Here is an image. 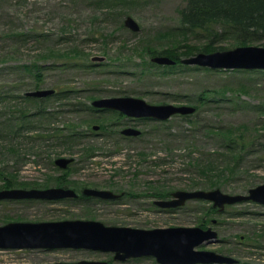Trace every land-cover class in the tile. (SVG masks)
<instances>
[{"label": "rangeland", "instance_id": "obj_1", "mask_svg": "<svg viewBox=\"0 0 264 264\" xmlns=\"http://www.w3.org/2000/svg\"><path fill=\"white\" fill-rule=\"evenodd\" d=\"M186 2L0 0V128L6 129L17 110L36 111L39 104L55 119L43 126L36 124L34 130H26L25 125L17 134L9 128L0 133V190L109 188L126 194L122 200L87 204L0 201V226L96 220L145 230L212 228L217 241L197 250L221 253L236 264H264L263 205L241 202L223 211L204 200H190L176 209L155 205L171 199L176 191L219 189L246 196L264 184V71L212 70L182 63L174 69L153 66L152 58L164 51L181 57L189 47L195 56L201 53L197 48L210 44L180 32V12ZM127 17L138 23L139 31L125 26ZM215 45L222 47L217 51L239 47L230 37ZM48 89L55 90L56 97H44L46 101L23 98L27 92ZM62 91L66 93L59 97ZM218 95L223 99L213 98ZM113 97L140 98L152 105H188L196 111L163 122L88 110L94 100ZM129 127L141 135H122ZM52 129L83 137L70 147L53 138ZM224 129L242 133L245 139L241 159L231 165L233 172L226 170L223 140L210 135ZM58 159L73 163L61 170L54 164ZM206 162L225 171L204 176L200 167ZM112 258L99 252L0 250V264ZM122 264L159 263L155 258H138Z\"/></svg>", "mask_w": 264, "mask_h": 264}, {"label": "water", "instance_id": "obj_2", "mask_svg": "<svg viewBox=\"0 0 264 264\" xmlns=\"http://www.w3.org/2000/svg\"><path fill=\"white\" fill-rule=\"evenodd\" d=\"M125 26L134 32L140 30L138 23L127 17ZM102 61V59L100 60ZM158 65H175L176 60L166 56H156L151 60ZM182 64L200 66L212 70H261L264 71V47L242 46L231 50L211 53H198L184 58ZM55 94V90H36L26 96L44 98ZM96 109L119 111L128 117L167 121L176 115H190L196 108L188 105H152L135 97H113L94 100ZM95 130L98 127H94ZM126 136H139L141 131L127 128ZM69 159H58L56 164L67 168ZM88 196L100 199H115L117 195L109 190L86 189ZM72 189H8L0 190V201L43 199L60 200L75 197ZM190 200L212 202L215 208L223 211L227 205L241 202H254L264 206V184L249 190L248 195H228L219 189L210 191H176L169 200H158L155 204L161 209H176ZM218 234L212 229L200 227H172L152 230L106 225L96 220H63L48 222H12L0 226V250L23 249H88L113 253L114 259L126 262L130 259L155 258L159 264H236L237 261L221 253L197 250L205 243L217 241ZM66 264V263H59ZM82 264H107L85 261Z\"/></svg>", "mask_w": 264, "mask_h": 264}, {"label": "trees", "instance_id": "obj_3", "mask_svg": "<svg viewBox=\"0 0 264 264\" xmlns=\"http://www.w3.org/2000/svg\"><path fill=\"white\" fill-rule=\"evenodd\" d=\"M180 15V32L183 35H196L200 37L202 41L209 40L210 44H207L200 49L197 48V52L210 53L220 50L222 49V47L217 48L215 42H220L228 37L233 38V40L237 42L239 47L252 45H260L264 47V0H187L186 4L180 12ZM164 52L165 53L160 56H166L177 61L175 65L168 66V68L174 69L178 65L182 66L181 60L184 57L194 55L193 52H195V50L193 51L191 48L186 47L185 53L181 57H179L178 55H171L169 53H166L171 52L168 50ZM153 66H156V64L154 63ZM244 72L249 71L245 70ZM65 93L66 91H62L58 96L61 97L65 95ZM23 98L26 101H46L45 98L37 99L28 97L26 96V94ZM48 98L50 97H47L46 99ZM213 98L223 99V95H218ZM199 100L201 99L199 98ZM39 105L40 106L38 107V109L32 112L30 108H22L17 110L16 113L18 114L15 117L11 119L9 118L7 120V122L10 123H6V129L9 128L11 131L13 129H16L14 133H18L21 129L25 128V125L28 126L27 128H25L26 130H34L36 128V124H40L43 126L55 120L51 113H48L46 111V108L43 107L42 104ZM78 109L79 107L78 105H76V110L78 111ZM88 110L99 112L92 106L88 107ZM109 113L114 112L109 111ZM193 114L186 115L184 117H189ZM6 129L0 128V133L7 132ZM242 129L244 128H238L239 131ZM52 130V132L55 131V129ZM210 135H217L216 137H219L221 140H223L224 148L226 149V154L223 155L226 159V170L233 172L234 167H232L231 165L237 164L239 162V160L241 159L240 149H243L245 147V139L241 136L242 133L241 135H235V131L224 129L223 132L218 131L217 133ZM238 135L240 136L238 137ZM54 137L58 140L61 139L63 142H68L69 145L67 146L71 147V145L76 144V142L79 141L80 138L82 139L83 136L81 133H65L62 129L59 131L56 130L55 136H53V138ZM222 163H224V160H221V164ZM217 166L218 165H215L213 162H206L203 166L200 167L202 175L207 176L213 172L223 173L225 171V167H222L224 169L223 170L220 169L219 166ZM210 183L212 184V188L215 187L214 183ZM77 201L87 204L92 202L93 200H75L73 202L76 203ZM98 201L104 202L105 200ZM201 226L206 225L201 224Z\"/></svg>", "mask_w": 264, "mask_h": 264}, {"label": "flooded vegetation", "instance_id": "obj_4", "mask_svg": "<svg viewBox=\"0 0 264 264\" xmlns=\"http://www.w3.org/2000/svg\"><path fill=\"white\" fill-rule=\"evenodd\" d=\"M56 93L57 92H55V94L54 95H56ZM54 95H52L51 97H53ZM94 108V107H93ZM94 109H96V108H94ZM97 111H99V112H101V111H107V112H109V111H111V112H114V113H119L120 115H122V116H124V117H127L128 119H131V120H144L145 118H132V117H128V116H126L125 114H122L121 112H119V111H115V110H106V109H103V110H101V109H96ZM145 120H151V119H145ZM129 128H132V127H129ZM125 129H127V128H125ZM124 129V130H125ZM135 129V128H134ZM123 130L121 131V134L123 135ZM141 135V134H140ZM130 137H132V136H130ZM133 137H137V136H133ZM73 162H71L68 166H70L71 164H72ZM54 164H55V166H57L59 169H61V170H66L67 168H68V166H67V168H61V167H59L57 164H56V161L54 162ZM64 189H72V190H74L75 192H76V196L75 197H68V198H64V199H60V200H43V199H30V200H28V199H25V200H13V201H22V202H35V201H44V202H54V203H56V202H62V201H64V200H71L70 202H73V201H75V200H85V201H87L88 199H91V200H105V202H109V201H117V200H122L124 197H125V193H120V194H118V193H116V192H113V193H115V194H117V195H120V197L119 198H115V199H100V198H97V197H93V196H88V195H86L85 193H84V191L86 190V189H79V188H77V187H73V188H65V187H63ZM6 190H8V189H6ZM105 190H109V191H111V189H109V188H105ZM3 201H12V200H3ZM74 203V202H73ZM156 205V204H155ZM157 206V205H156ZM59 221V220H58ZM26 222H32V223H38V222H48L47 220H45V221H41V220H38V221H26ZM23 250H25V249H23ZM27 250H38V251H40V252H45V253H53V252H68V253H76V252H92V253H95V252H99V253H104V252H100V251H93V250H88V249H72V248H67V249H54V250H47V249H27ZM105 254H112L113 255V258L109 261H99V260H89V259H80V260H78V259H69V260H61V261H58V262H56L55 264H59V263H66V264H82L83 262H85V261H94V262H105V263H107V264H115V263H120V264H122L123 262H119V261H116L115 259H114V254L113 253H105Z\"/></svg>", "mask_w": 264, "mask_h": 264}]
</instances>
